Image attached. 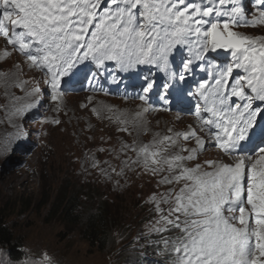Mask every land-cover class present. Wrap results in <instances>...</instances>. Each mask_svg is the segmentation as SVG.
<instances>
[{
    "label": "snow or ice",
    "instance_id": "6c2138e0",
    "mask_svg": "<svg viewBox=\"0 0 264 264\" xmlns=\"http://www.w3.org/2000/svg\"><path fill=\"white\" fill-rule=\"evenodd\" d=\"M260 25L264 0H0V37L44 73L52 101L89 65L92 80L108 62L121 71L155 66L185 83L196 68L205 72L189 95L206 139L191 127L176 139L165 135L131 147L137 159L125 165L180 185L150 201L157 218L149 230L161 235L169 264H264V37L234 30ZM154 90V78L145 76L137 98L147 105ZM27 95L35 100L16 110L21 117L43 93L36 86ZM180 137L194 138L196 147L178 146ZM206 143L231 162H196ZM173 230L178 234L163 235ZM38 264L53 261L45 253Z\"/></svg>",
    "mask_w": 264,
    "mask_h": 264
},
{
    "label": "rangeland",
    "instance_id": "374dc122",
    "mask_svg": "<svg viewBox=\"0 0 264 264\" xmlns=\"http://www.w3.org/2000/svg\"><path fill=\"white\" fill-rule=\"evenodd\" d=\"M234 30L264 37V25ZM2 42L6 45L0 37V54L7 50L11 55L0 56V222L15 229L23 240L25 255L22 261H13L0 250V264H38L45 253L53 264H120L123 255L114 257L112 248L105 252L90 249L78 229L70 233L62 216L52 214L51 204L61 191L68 198V189L89 186L114 202L122 214L125 222L120 238L124 243L117 248L128 251L133 245L152 243V234H160L149 230L157 218L151 198L172 187L178 190L180 185L159 184L161 175L153 176L140 165H125L137 159L131 147L152 145L154 139L165 135L176 139V133L191 127L206 139L194 115L198 102L189 95L195 91L193 81L206 78L205 72L196 68L195 75H189L185 83L155 66L121 71L114 62H108L106 69L113 72L107 85L97 87L96 81L88 85L81 74L77 80L83 89L76 83L58 101H52L44 73L30 68L24 57ZM227 58L221 55V59ZM88 70L95 71L91 65L84 73ZM145 76L153 77L156 84L147 105L137 98L143 94L140 89ZM36 86L43 93L39 105L21 117L16 110L35 100L27 93ZM165 93L167 100L163 99ZM144 108L150 110L144 112ZM137 113L141 115L137 117ZM125 128L127 131L122 130ZM18 133L23 135L18 137ZM177 144L186 149L196 147L194 138L185 141L180 137ZM219 151L206 143L196 162H231L232 158ZM94 163L98 166L93 167ZM161 207L167 209L168 205Z\"/></svg>",
    "mask_w": 264,
    "mask_h": 264
},
{
    "label": "trees",
    "instance_id": "16d2710c",
    "mask_svg": "<svg viewBox=\"0 0 264 264\" xmlns=\"http://www.w3.org/2000/svg\"><path fill=\"white\" fill-rule=\"evenodd\" d=\"M84 189L87 192H82ZM68 189V198L63 191L51 204V212L56 217L62 216L64 224L70 229H78L81 238L90 249H98L105 252L112 248L113 256L123 255L120 264H169L168 256L163 251L161 235L152 234V243L145 247L139 244L133 245L128 251H122L117 246L123 244L121 240L124 219L114 202L92 189L87 188ZM90 190H93L92 192ZM65 202V203H64ZM60 205V206H59ZM62 206V207H61ZM153 213L152 210H149ZM65 226V227H66ZM175 230L163 235L172 237L177 235ZM23 240L17 236L16 231L10 225L0 222V250H5L13 261H22L25 255Z\"/></svg>",
    "mask_w": 264,
    "mask_h": 264
},
{
    "label": "clouds",
    "instance_id": "9594fccd",
    "mask_svg": "<svg viewBox=\"0 0 264 264\" xmlns=\"http://www.w3.org/2000/svg\"><path fill=\"white\" fill-rule=\"evenodd\" d=\"M5 45V44H4ZM6 46V45H5ZM6 47H8V46H6ZM9 49H11L10 47H8Z\"/></svg>",
    "mask_w": 264,
    "mask_h": 264
},
{
    "label": "bare ground",
    "instance_id": "6f19581e",
    "mask_svg": "<svg viewBox=\"0 0 264 264\" xmlns=\"http://www.w3.org/2000/svg\"><path fill=\"white\" fill-rule=\"evenodd\" d=\"M60 103V102H59ZM145 115V114H144ZM146 116V115H145ZM151 116V115H150ZM207 134V133H206ZM154 137V136H153Z\"/></svg>",
    "mask_w": 264,
    "mask_h": 264
}]
</instances>
